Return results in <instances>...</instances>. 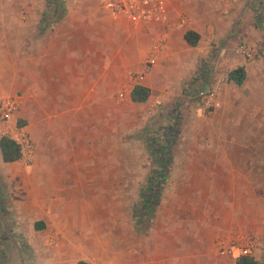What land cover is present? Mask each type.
<instances>
[{
  "label": "crops",
  "instance_id": "1",
  "mask_svg": "<svg viewBox=\"0 0 264 264\" xmlns=\"http://www.w3.org/2000/svg\"><path fill=\"white\" fill-rule=\"evenodd\" d=\"M166 1L170 4L167 24H130V35L120 32L119 23L126 22L111 18L100 0H63L65 13L55 23L42 18L47 0H0V98L20 99L12 124L23 122L21 127L30 129L34 140L37 129L45 127L48 120L47 114L41 116L44 105L81 107L112 104L114 100L117 104L116 98L112 99L114 93L125 85L120 74L137 66L144 76L136 84L148 87L151 96L153 89H162L164 93L158 100L163 103L182 94V86L209 84L211 76L204 75L205 68L200 65L207 57L213 58L208 61L209 75L216 70L226 75L224 93L232 89L231 85L238 86L227 80L233 68L243 66L247 81L250 72L258 73L257 69L263 67L261 57L247 60L233 48L242 40L256 45L264 54V23L260 22L264 14H260L257 0ZM182 8L188 11L183 24L179 19ZM104 27L111 31L105 32ZM187 30L200 35L195 46L184 40ZM205 37L212 42L205 43ZM121 38L127 48L121 47ZM141 39L147 47L144 52L139 49L140 60L147 56L151 44L165 42L156 64L147 71L144 62L138 63L136 54L132 56V47ZM219 41L225 42L223 47L213 49L212 43ZM132 87L123 93V101L119 102L122 108L115 111L118 119L111 124L118 141L115 150L128 154L126 162L115 161L105 167L96 157L78 163L68 157L37 161L31 169H45L42 174L36 173L40 176L25 175L30 171L25 168L24 175L11 178L18 186L14 195L17 215L34 217L25 230L33 249L30 264H76L79 260L91 264H219L224 260L235 264L236 257L229 259L209 249L212 240L233 228H248L261 236L251 256L264 264V221L252 215L248 221L250 215L244 214L241 206L251 190H258L257 184H248V163L233 161V147L220 140L231 117L225 108L203 120L198 116L197 103L186 101L189 106L184 111L183 125L191 134H197L194 139L200 144L173 146L160 201L151 219L138 225L136 212L145 213L139 201L142 191L151 184L153 162L142 165L136 161V143L129 145L120 140V134L128 131L120 122L125 118L122 114H132V104L145 103L131 100ZM65 114L68 121H75L77 112L73 114L70 108ZM82 119L86 122L87 115L80 114L79 121ZM83 128L80 135L88 136L87 127ZM208 133L219 138L218 144L215 140L206 143ZM69 134L64 132L63 149L67 152L72 150L67 142ZM137 146L140 154L145 153L141 144ZM259 165L249 167L256 178L262 175ZM120 168L127 173L121 175L116 171ZM42 185L55 187L53 197L45 196L47 189ZM36 222H42L43 227L36 229Z\"/></svg>",
  "mask_w": 264,
  "mask_h": 264
},
{
  "label": "rangeland",
  "instance_id": "2",
  "mask_svg": "<svg viewBox=\"0 0 264 264\" xmlns=\"http://www.w3.org/2000/svg\"><path fill=\"white\" fill-rule=\"evenodd\" d=\"M178 1L180 2V0ZM257 2H259V7H261L262 11L260 14L263 15L264 0H257ZM168 4L169 3H167V5ZM47 8L48 6H46L44 11H46ZM187 12L188 11L182 8L180 15H183L186 18L188 14ZM123 21L126 22L127 25L119 23L120 32L131 35L133 30L131 29L132 26L130 24L132 23L122 19L121 22ZM260 22L264 23L263 16ZM104 30L108 33L111 31L106 27H104ZM205 41V43L208 44L212 42H208L207 37H205ZM120 43L121 47H128L126 46V41L122 40V38ZM224 43L225 42L221 41H219V43L213 42L211 46L213 49L219 46L223 47ZM242 43V40L238 41L233 48L236 49ZM251 46L254 48L252 57L248 58L244 55L245 58L247 60H254L261 57L260 59L263 63V67L261 69H257L258 73L253 71L250 72L248 80L245 81L246 83L238 86L231 85L232 89H228L227 92L224 93L225 90L223 91V88L225 84H227L225 82L226 75H222V71L218 70L214 71V74L212 73L209 75V69L207 68V66H209L208 61H212L213 58L211 57L207 59V57L205 58V61L203 60L204 65L202 64V61L200 63V65L205 68L204 75L207 77L211 76L210 82L207 86L202 87V85L199 84H195V87L193 88H190L191 84L182 86V94H179L178 96L174 95V98L168 103H163L158 100L159 96L164 93L162 89H153L152 96L150 94L144 104H132V114H122L125 118H122L120 122L126 125L128 131L120 134V140L121 143L126 141L124 143L128 142L129 145H134V143H136V161H140L142 165L143 163L147 164L148 162L152 164L153 152L151 146L149 145L151 142H155L154 147L156 148V151L159 150L161 145L165 144V138H175L169 150H172L175 144H200L196 138L194 139V135L197 134L193 132L191 134L183 125L184 111L189 106V104H186V101L190 100L191 102L195 101L197 103V109L199 110L198 116L203 120H209V116L214 111L223 110V108H225V112L231 113V117L225 123V137L220 138V140L221 142L223 141V143L229 144L233 147L231 155V159L233 161L235 159H240L241 161L248 163V184L253 183L254 185L256 183L258 189L255 192L251 190V195H246L249 198L245 202L242 201V212L250 215L248 216V221H251V218L254 216H257L258 218L261 217L264 221V54L261 52L262 49H259L256 45L252 44ZM146 47L147 46L143 43V39L139 40L137 44L132 47V56L136 54V62H144V67L147 56H145L146 58L144 57V59L142 58L143 60H140L137 53H139V49H142L144 52ZM150 47L148 48L147 55ZM152 66L153 65H147L146 71L150 70ZM138 67L139 66H137L135 70L130 69L127 73L120 74V80L121 82H124L125 85L121 87L120 91L114 93L112 99L116 98L118 102L117 104L114 103V100L112 104L86 105L81 107L67 105H44L40 110L41 116L47 114L46 118L48 117V120L45 127L37 129L36 139L32 140L30 129L26 128L24 130L30 137V142L33 147L32 155H22L21 159L18 160V163H4L0 160V264H30L31 254L33 252L30 242L26 239L25 230L29 228V224L33 222L34 217L30 215L23 218L21 215L20 217L17 215L14 195H16L18 186L15 185V181H11V178L24 175L22 170L25 168H30L31 171L33 162L37 161H62L68 157V159H71L73 163L75 161L78 163L80 160H91L92 157H96L104 163L105 167L110 166L112 162L115 161L120 163L121 161L126 162L125 157L128 154H123L120 150H118L119 152L115 150V146L118 145V141L115 136V129L112 128L111 124L112 120L118 119L115 111L122 108V105H119V102L123 101L122 97L127 92L126 88H130L131 85L134 86L137 83L136 76L143 72ZM260 76H262V79ZM212 87H216L217 89L219 105L214 108H207L204 107L202 98L203 95L206 94ZM222 97H225V101H223ZM70 108L73 114L74 112H77L74 122H71L70 120L68 121L65 117L67 115L65 112L67 110L69 111ZM124 108L127 110L129 109V106H124ZM79 109L82 112H80ZM80 114L87 115L86 122H84L83 119L79 121ZM178 118H180V123L175 129V123ZM10 123H12L11 118ZM16 123H18V121ZM84 126L87 127L88 136H82L79 133L81 132L80 129H84ZM5 129V123L0 119V136L3 134ZM164 129H169V134L171 130H174L175 133L170 137H162ZM64 132L70 133L67 138L68 144L72 145V150H70V152L63 149ZM206 139L208 140L206 143H213L215 140L216 144H218L219 141L218 137L214 138L213 136H210V134L209 136L207 135ZM204 141L201 143H204ZM137 144H141V146H143L145 153L140 154L138 152L139 147ZM80 148H83V150L80 151ZM255 163H258V165L261 163L258 167L262 168V178L259 175L256 178L255 175L252 174L254 171L249 168L254 166ZM30 171L29 174L27 173L25 175L33 176V173L36 175L37 172L42 174L45 169H33L31 173ZM116 171L121 175L124 172L127 173L125 168H120ZM257 172L260 173L259 168L257 169ZM39 173L36 176H40L41 174ZM251 179L253 180L249 181ZM11 182L14 183L11 184ZM42 187L47 189L45 196L49 195V197H53L52 192L55 189L53 185H42ZM256 196L257 200L254 199ZM244 205L247 208H245ZM243 209L245 210L243 211ZM236 234H253L258 237L256 248L261 242V236L253 232L251 229L247 228L235 230V228H233L232 231H228L227 233H224L223 236L216 237L212 240L213 242L210 243L209 249L217 254L223 253L229 259L230 257L235 258L237 252L233 255L225 253L217 247L216 243L218 238L229 240L230 237L235 236ZM255 250L251 252V255L254 254ZM124 259L126 260V257ZM201 264L203 263L201 262ZM219 264H232V262H224V260H221Z\"/></svg>",
  "mask_w": 264,
  "mask_h": 264
},
{
  "label": "built area",
  "instance_id": "3",
  "mask_svg": "<svg viewBox=\"0 0 264 264\" xmlns=\"http://www.w3.org/2000/svg\"><path fill=\"white\" fill-rule=\"evenodd\" d=\"M103 9L113 19H124L134 25L167 24L169 22L170 12L166 0H100ZM180 23L186 22L183 15L179 16ZM165 48L164 40H158L150 47L146 58L145 70L147 65H154L157 62L159 53ZM239 53L246 57H252L254 48L251 44L242 43L237 47ZM148 63V64H147ZM144 72L136 76V80H142ZM204 107H217L219 105L217 89L212 87L202 98ZM20 99L13 96L0 98V119L5 123L6 129L2 135H8L14 139L21 149V154L31 156L33 147L30 137L25 133L22 127H17L10 123L11 116L19 110ZM257 238L253 234H236L225 240L218 238L217 247L225 253L236 257L240 255H251L256 249ZM94 264H104L95 262Z\"/></svg>",
  "mask_w": 264,
  "mask_h": 264
},
{
  "label": "trees",
  "instance_id": "4",
  "mask_svg": "<svg viewBox=\"0 0 264 264\" xmlns=\"http://www.w3.org/2000/svg\"><path fill=\"white\" fill-rule=\"evenodd\" d=\"M47 10L43 13L42 18L47 23H55L57 22L65 13V10L63 8V1L62 0H47ZM256 25H258L256 23ZM264 30V24L261 25ZM184 40L186 43L190 46H195L200 38V35L193 31V30H187L184 33ZM246 79V71L243 66H237L233 68L231 71H229L227 75V80L232 81L237 85H241ZM150 89L144 85L141 84H135L131 91H130V98L134 102H146L147 99L150 96ZM179 119H177V122L175 123V129L179 125ZM23 125V122L17 123V127H21ZM175 131L171 130L169 134V129H164V133L162 134V137H170L172 134H174ZM168 135V136H167ZM167 140V142H166ZM175 138H165L163 145L159 147V150L156 151V148L154 147L155 142H151L149 145L152 149V155H153V167H152V175L149 179V182L151 183L148 187V189H145L141 193V198L139 201L140 209L143 211H137L136 212V218L138 221V225H141L140 223L144 220L149 221L151 217L154 214L155 207L158 205L160 201V189L164 187V182L167 178L168 171L170 168V162H171V154H170V148L172 143L174 142ZM0 152L2 161L4 163L14 162L21 159V149L20 145L12 139L8 135H2L0 137ZM156 152V153H155ZM42 222H36L35 228H42ZM76 264H91L84 260H79ZM235 264H258L257 260L254 259L251 255H240L235 258Z\"/></svg>",
  "mask_w": 264,
  "mask_h": 264
}]
</instances>
